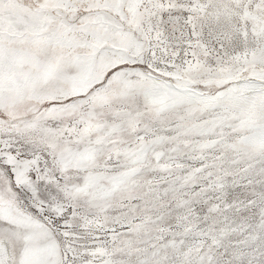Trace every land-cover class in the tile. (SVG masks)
Returning a JSON list of instances; mask_svg holds the SVG:
<instances>
[{
  "label": "snow or ice",
  "instance_id": "1",
  "mask_svg": "<svg viewBox=\"0 0 264 264\" xmlns=\"http://www.w3.org/2000/svg\"><path fill=\"white\" fill-rule=\"evenodd\" d=\"M0 264H264V0H0Z\"/></svg>",
  "mask_w": 264,
  "mask_h": 264
}]
</instances>
